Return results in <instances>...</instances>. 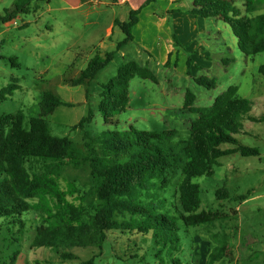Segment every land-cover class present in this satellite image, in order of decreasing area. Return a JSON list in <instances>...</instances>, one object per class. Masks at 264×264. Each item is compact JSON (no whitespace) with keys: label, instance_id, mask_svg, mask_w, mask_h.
I'll list each match as a JSON object with an SVG mask.
<instances>
[{"label":"rangeland","instance_id":"obj_1","mask_svg":"<svg viewBox=\"0 0 264 264\" xmlns=\"http://www.w3.org/2000/svg\"><path fill=\"white\" fill-rule=\"evenodd\" d=\"M79 0L76 1L78 3ZM106 0H96L85 5L82 12L67 11L62 0H35L31 10L17 14L9 23L0 20V91L13 79L18 80L20 89L0 106V118L5 114L22 113L26 119L38 116L40 98L44 91L52 90L72 107H59L47 119L54 135L70 137L78 146H83L80 130L71 127L88 115L90 108L96 111L100 100V85L107 83L118 73V68L127 61H137L148 66L158 82L135 78L131 81L128 110L117 115L113 125H106L103 116L95 112L88 127L97 131H123L134 126L145 131L176 129L180 139H187L191 123L197 115L184 110L187 91L196 96L195 106L210 107L214 101L231 87H238V97L253 103L252 117L264 116V76L259 68L264 64V53L246 56L238 47V39L231 27L220 19H206L196 39L186 33L192 45L179 43L170 63H163L167 43L148 38L149 51L153 55L148 65L144 50L137 54L134 43H129L123 53H117L114 61L87 88L71 86V80L79 77L95 56L105 57L116 50L108 40L100 45L105 29L115 16L129 19V8L104 5ZM195 0H185L192 5ZM241 5V1H237ZM15 0H0V17L12 13ZM45 24L53 29H45ZM46 34V35H45ZM177 36V33H174ZM39 41L30 40L36 36ZM94 36L92 42L88 36ZM155 37V36H154ZM125 38L116 29L114 43ZM88 41V42H87ZM92 43V45H88ZM106 54V55H105ZM191 60L190 69L188 61ZM227 60H232L226 63ZM190 71V75L188 74ZM206 78L216 81L214 89L197 84L195 79ZM88 91L89 104L85 102ZM239 143L258 148L260 157H243L236 153L220 159L212 176L194 179L200 185L202 204L199 212L211 213L215 221L186 228L180 223L179 250L162 252L150 235L136 231H112L101 249L75 248L72 252L78 260L62 263L49 249H31L39 217L31 212L24 216L25 233L17 236L18 226L8 224L0 218V254L7 260L15 251H20L18 264H80L95 258V264H172L178 258L185 264H264V122L243 121V130L235 136ZM223 145L221 149H233ZM181 176L161 192L165 210L178 215L180 203L178 188ZM64 191L70 192L68 199L77 205L90 191L93 180L89 168L74 170L68 167L60 179ZM225 190L228 198L217 197V191ZM72 193V194H71ZM84 219L93 213L88 202ZM14 233V235H12ZM16 235V236H15ZM14 238L15 243L12 241ZM101 254V255H100Z\"/></svg>","mask_w":264,"mask_h":264},{"label":"trees","instance_id":"obj_2","mask_svg":"<svg viewBox=\"0 0 264 264\" xmlns=\"http://www.w3.org/2000/svg\"><path fill=\"white\" fill-rule=\"evenodd\" d=\"M35 0H15L12 13L0 17L9 23L17 14L31 10ZM241 1V5L237 3ZM147 0L143 7L156 3ZM140 10L131 11L127 22L115 25L125 35L114 52L105 57L95 56L71 86L87 88L115 59L117 53L134 41L133 28L139 21ZM203 19H220L227 23L238 39V47L246 56L264 53V0H195L186 12ZM175 46L180 47L174 36ZM232 60H227L230 63ZM169 61L166 63L169 64ZM148 65V64H147ZM191 60L188 61L190 69ZM264 76V64L259 68ZM190 75V71H188ZM135 78L157 83L148 66L127 61L118 68L117 75L100 85V100L96 111L106 125H113L117 115L125 113L130 104V84ZM207 89L216 87L215 80L195 79ZM17 79L0 91V106L20 89ZM238 87H231L210 107L195 106L196 96L187 91L184 110L197 115L191 123L187 139H180L176 129L141 131L134 126L123 131H97L88 127L95 118L90 108L72 131L80 130L83 146L70 137L54 135L48 117L62 106L72 107L52 90L40 98V112L26 119L22 113L5 114L0 118V218L18 226L17 236L25 233L24 216L34 212L40 219L35 229L31 249H49L62 263L78 260L75 248L101 249L112 231H136L150 235L160 251L179 250L180 223L186 228L215 221L211 213L199 212L202 204L200 185L194 179L212 176L220 159L239 153L243 157H260L258 148L243 146L235 137L243 130V121L263 123L264 116L252 117L253 103L238 97ZM89 100V97H88ZM90 101V100H89ZM233 149H221L223 145ZM89 168L93 185L80 204L68 199L60 179L66 169ZM178 176V215L165 210L161 192ZM72 194V193H71ZM217 197L228 198L225 190ZM88 202L93 209L88 221L84 219ZM14 235V233L12 234ZM15 235V236H16ZM19 242V240L15 241ZM101 255V254H100ZM20 251L6 260L0 254V264H17ZM95 256L80 264H95ZM36 264H43L36 261ZM172 264H185L178 258Z\"/></svg>","mask_w":264,"mask_h":264},{"label":"crops","instance_id":"obj_3","mask_svg":"<svg viewBox=\"0 0 264 264\" xmlns=\"http://www.w3.org/2000/svg\"><path fill=\"white\" fill-rule=\"evenodd\" d=\"M62 1L68 5L67 8H64L65 10L72 12H82L81 10L84 8L85 5L92 4L96 0H79L78 3H76L77 0ZM146 1L147 0H106V2H104V5H113L116 7L127 6L129 8V17L131 11H137L141 9L140 14L138 16L139 21L134 26L132 31L134 36V41L132 43H134L136 48H138L137 54H141L143 52L142 50H144V52L146 53L148 52L147 55H149V58H147L146 60V64H148L150 62V59L153 57V55L148 50V38L153 37L155 39V42L166 40L165 43H167V48L165 52H163L164 54L160 55L164 58L163 63H167L169 59H172L174 53L177 52V47L175 46L174 39V36H176V34L174 33H177L176 38L179 43L190 47L189 45H192L194 41L190 43V39L186 38V33H191V39H196L199 32L203 31L201 28L202 22L206 19H203L196 15L187 14L186 12L193 8L194 3L191 6L186 5L185 0H157L156 3H152L143 7ZM47 2L50 3V0H47ZM128 20H121L114 16L105 29L103 39L99 42L100 45H104L106 40H108L111 44L115 45L117 49V45L124 39L116 43L112 41L116 29H120L115 25V23L116 21L127 22ZM1 23L3 24V22ZM45 29L47 30L53 28L51 26L49 28V26L45 24ZM87 38L89 42L94 41V36L90 35ZM42 39L43 37H40L38 35L34 39L30 40L38 41L37 45L39 47H42L43 44L39 42L42 41ZM89 45H92V43H89L88 45H86V47H88ZM119 52L123 53V56H127L124 49H121ZM87 96L88 91H86L85 102L89 104Z\"/></svg>","mask_w":264,"mask_h":264}]
</instances>
